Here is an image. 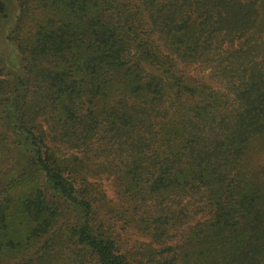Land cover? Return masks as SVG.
I'll return each instance as SVG.
<instances>
[{"label":"trees","instance_id":"16d2710c","mask_svg":"<svg viewBox=\"0 0 264 264\" xmlns=\"http://www.w3.org/2000/svg\"><path fill=\"white\" fill-rule=\"evenodd\" d=\"M0 264H264V0H0Z\"/></svg>","mask_w":264,"mask_h":264},{"label":"rangeland","instance_id":"374dc122","mask_svg":"<svg viewBox=\"0 0 264 264\" xmlns=\"http://www.w3.org/2000/svg\"><path fill=\"white\" fill-rule=\"evenodd\" d=\"M3 50H5L4 48H3ZM107 184V183H106ZM108 185V184H107ZM112 189V187L111 186H109L108 187V191H109V195L112 197V198H115V192H114V189L113 190H111ZM131 239H136V235H133V236H131Z\"/></svg>","mask_w":264,"mask_h":264}]
</instances>
